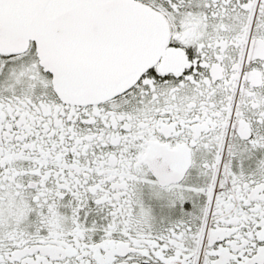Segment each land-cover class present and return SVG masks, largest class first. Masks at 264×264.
<instances>
[{"label": "snow or ice", "instance_id": "1", "mask_svg": "<svg viewBox=\"0 0 264 264\" xmlns=\"http://www.w3.org/2000/svg\"><path fill=\"white\" fill-rule=\"evenodd\" d=\"M0 264H264V0H0Z\"/></svg>", "mask_w": 264, "mask_h": 264}]
</instances>
